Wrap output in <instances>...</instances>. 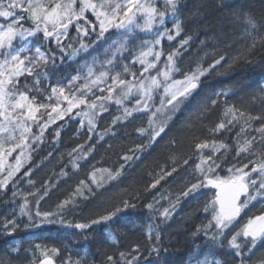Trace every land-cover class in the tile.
Here are the masks:
<instances>
[{
  "label": "trees",
  "instance_id": "1",
  "mask_svg": "<svg viewBox=\"0 0 264 264\" xmlns=\"http://www.w3.org/2000/svg\"><path fill=\"white\" fill-rule=\"evenodd\" d=\"M158 7L163 8V3H158ZM244 13L260 25L258 30H252L257 45L251 52L248 48L253 39L246 34ZM177 18L182 30L172 41L166 37L162 40L160 48L165 54L162 59H166L169 52H178L175 61L181 77L191 73L197 66L208 68V72L201 76L198 88L172 115L165 132L152 143H149L147 136H141L136 131L139 127L147 126L149 114L136 113L128 120L113 125L114 117L121 115V110L114 104H108L107 111L99 113L93 132L88 131L86 122L81 127V117L69 114L63 120L49 124L40 141L33 143L30 139L32 148L28 151L31 159L24 163L14 178V186L10 184L5 192L0 193V225L5 220L15 219L20 226L11 235L5 234L0 227V260L7 264H33V261L39 264L43 259L41 250L35 248L39 244L42 249H59V254L53 257L55 264H63L69 257L72 261L83 258L87 264H104L109 255L119 261L121 252L129 253L136 246L140 248L139 264H200L205 260L208 264L216 260L221 261V264H238L234 251L228 247V240L240 224L226 230L225 236L218 242L209 241L208 238L214 233L211 231L213 228L208 229L207 235L204 231L197 233V229L211 219V215L203 211V206L214 192L201 189L188 197L181 193L190 182H195L194 166L199 162L194 148L196 143L216 139L232 145L233 150L228 153L225 167L246 162L244 156L234 158V144L241 124L215 134L210 130L224 119L226 106L234 105L253 116L264 117V46L259 43L261 35H264V0H182ZM29 23L25 22V26L28 27ZM169 25L166 19L165 27ZM117 32L113 30L98 39L104 41L102 46L108 52V59H113L116 44H109L107 40ZM183 40H188V43L181 46ZM83 42L89 45L90 41ZM35 43L42 46L43 50L51 49L57 57L55 67L50 66L48 69L47 79L41 78L37 86L41 89L40 93H31L37 95L38 100L48 103L44 96L50 94L53 86L63 84L76 73L83 72L82 68L87 64L83 57L89 58L90 51L71 56L81 43L74 26L70 28L68 37L62 40L65 46L63 53L54 41H44L42 35L35 37ZM69 44L71 47H67ZM131 46L133 41L129 39L127 48ZM221 55L225 56V60L210 68ZM233 58L238 59L233 63ZM113 62L116 66L121 62L117 53ZM125 64L128 65V61ZM46 80L50 85H45ZM213 100L217 101L215 105L212 104ZM77 111L80 109H74L73 113ZM44 112L41 109V113ZM46 120V115L38 114L39 124ZM262 122L253 121L249 133L258 136L254 129L260 127ZM32 128L34 134H40L37 124L33 123ZM58 128L59 137L55 135ZM106 129L111 130L105 135ZM101 135L103 139L99 138ZM79 145L84 146V152L92 149L86 159H77L81 153L73 149H78ZM137 146L143 147L136 150ZM204 151L207 154L209 150ZM125 155H131L133 159L125 161ZM189 157L191 159L185 165L184 160ZM74 163L78 167H74ZM172 168L177 171L162 180L155 189H149V185L160 174ZM97 169H109L112 172L120 170L121 175L111 181L104 177L103 187L97 188L90 180V175ZM25 172L29 174L24 175ZM98 173L107 175L96 172L97 178H100ZM81 181H85L93 193H89L80 184ZM78 187L82 188L83 196L74 195ZM45 190L47 195H44ZM178 197L175 211L165 220L160 212L170 203H175ZM69 198L74 199L75 203L59 210L57 205ZM125 199L135 203L136 209L121 212L111 221L92 225L86 230L68 226L89 223L121 205ZM25 200L33 215V222L38 223L40 220L35 216L37 210L41 213H57L50 217L56 222L26 228L25 225L30 222L27 216L20 215ZM149 203L154 205L152 210L146 207ZM261 204L264 201L253 202L241 214V223L249 216L258 215ZM61 218L64 223L59 222ZM150 226L153 229L152 241L148 239ZM157 231L160 235L158 256L149 254L150 245L156 243L154 236ZM109 232L115 241L107 238ZM14 248L19 251H13ZM245 260L246 264H262L264 241L258 242L252 252L245 256Z\"/></svg>",
  "mask_w": 264,
  "mask_h": 264
},
{
  "label": "snow or ice",
  "instance_id": "2",
  "mask_svg": "<svg viewBox=\"0 0 264 264\" xmlns=\"http://www.w3.org/2000/svg\"><path fill=\"white\" fill-rule=\"evenodd\" d=\"M160 2L161 0H0V193L5 192L10 184L14 186V178L25 161L31 159L28 151L32 148L30 139L33 143L40 141L49 124L63 120L69 114L81 117V127L86 121L88 131L93 132L99 113L107 111L108 104L114 103L119 106L121 115L114 117L113 125L128 120L134 113H149L147 126L137 128V133L147 136L149 143H152L165 132L172 115L198 88L200 77L209 69L197 66L191 73H185L182 80L174 79L173 75L180 72L175 61L178 55L176 51L169 52L163 61V67L159 66L165 54L158 46L165 37L172 41L182 30L181 23L177 19L182 0H162L163 8L157 6ZM89 14L93 19H89ZM168 16L176 20L173 25L175 36L171 29L165 27ZM237 18L239 19V16ZM25 22H30L28 27H25ZM243 22L246 25V34L253 39L248 48L251 52L257 45L252 30H258L260 25L247 13L243 15ZM73 26L78 34L87 37L90 33H96L98 39L103 38L109 30L116 29L121 32L123 42L119 43L115 49L113 59H107L101 66V70L97 71L94 64L85 65L87 74L83 77V84L76 83L82 78L79 74L73 76L67 90L62 86H53L51 93L44 96V100L48 103L42 102L38 100L37 95H31V93L33 91L40 93L41 89L37 86L41 83V78L47 79L48 69L50 66L55 67L57 57L51 49L42 50L41 46H36L34 50L30 48L29 38L42 35L44 41H54L59 51L63 53L65 46L62 44V37L67 38L69 28ZM137 31L150 33L154 38L143 40L139 50L130 53L133 56L131 64L123 65L122 71L114 72L113 68L107 65H113L116 52L127 50L128 36L134 35ZM16 41L21 43L18 44ZM187 43L188 40H183L181 46ZM259 43L264 46V35H261ZM67 47H71V44ZM88 47V44L81 41V49L87 50ZM78 51L79 49H74L71 56H75ZM236 59L238 58H233V63ZM223 60L225 56L221 55L215 60V64L209 67H215ZM248 62L251 63V61ZM136 64L141 67L133 71ZM22 77L25 78L23 83ZM27 77H34L31 86L27 83ZM97 92L100 94L97 95ZM157 94H159L158 107L155 106ZM130 100H134L131 107L126 103ZM216 103V100L212 101L213 105ZM41 109L45 112L41 113ZM74 109H80V111L73 113ZM38 114L47 116L43 124L38 123ZM223 116L224 119L210 131L215 134L221 130H230V126L235 124H241L234 144V158L244 156L246 162H240L239 166L232 164L225 167L228 153L233 150L232 145L216 139L196 143L194 148L199 162L194 166L195 182H190L181 195L188 197L201 189L215 190L213 196L203 206V211L209 213L211 219L206 225L198 228L197 233L204 231L207 235L208 229L215 228L211 236L215 243L225 236L226 230H231L240 224L238 230L228 240V247L234 251L238 264H246L245 256L252 252L258 242L264 241V204H261L258 215L249 216L243 223L240 220L241 214L253 201H264V122L254 129L258 136L251 135L248 131L253 121H264V117L253 116L234 105L226 106ZM33 123L40 128L39 135L34 134ZM110 130L106 129L104 134L106 135ZM55 135L59 137V128L55 131ZM99 138L103 139V135ZM142 147L137 146L136 150H141ZM83 148V145H79L78 149H73L74 152L79 150L81 153L77 159H86L92 151L89 148L87 152H84ZM204 150L209 151L205 154ZM14 153H16L15 156H13ZM249 156L256 158L248 159ZM9 158H12L14 162H11ZM123 159L131 160L133 156L125 155ZM190 159L191 157L185 159L184 164L187 165ZM73 166L78 167V164L74 163ZM122 168L123 165H121ZM176 171V168H172L171 171L163 172L149 185V189H155L162 180ZM96 172L106 173L107 181L115 180L121 175L120 170L112 172L109 169H97ZM96 172L90 175V180L97 188H101L105 178L101 177L97 180ZM28 174V172L24 173V175ZM80 184L89 193H93V189L85 181H81ZM12 195L16 196L15 191ZM44 195H47V190ZM74 195L83 196L82 188L78 187ZM40 198L43 199V196ZM178 202L179 197L175 203H170L169 207L164 208L160 216L165 220L170 218ZM27 203L25 200L20 211V215L27 216L30 222L25 225L26 228L56 222L50 217L57 213H41L39 210L35 212V216L40 220L38 223L33 222V215L27 208ZM74 203V199L69 198L57 205V208L63 210ZM136 207L135 203L125 199L121 205L92 219L89 223L68 226L86 230L92 225L111 221L121 212L135 210ZM146 207L152 210L154 205L149 203ZM59 222L64 223L62 218ZM0 227L5 234L11 235L20 226L15 219H11L5 220ZM107 238L115 241V237L110 232ZM148 239L153 240L151 226ZM154 239L156 243L150 245L149 254L155 253L158 256L160 252L158 231ZM221 246H223L222 243ZM35 248L41 250L43 256L40 264H55L53 257L59 254V249L55 247L42 249L39 244L35 245ZM13 251H19V249L14 248ZM139 253L140 248L136 246L129 253L121 252L119 261L111 255L107 256L104 264H121V262L122 264H139ZM82 261L83 264H87L83 258L72 261L69 257L63 264H82ZM0 264H7V262L0 260ZM200 264H208V261H202ZM212 264H221V261L216 260Z\"/></svg>",
  "mask_w": 264,
  "mask_h": 264
},
{
  "label": "rangeland",
  "instance_id": "3",
  "mask_svg": "<svg viewBox=\"0 0 264 264\" xmlns=\"http://www.w3.org/2000/svg\"><path fill=\"white\" fill-rule=\"evenodd\" d=\"M158 6V5H157ZM89 17L91 18V19H93L91 16H90V14H89ZM166 19L168 20V22L170 23V25L167 27V28H169V29H171L172 30V34L175 36V30H174V28H173V25L176 23V20H174L171 16H168V17H166ZM178 19V18H177ZM25 27H27V26H25ZM71 28V27H70ZM70 28H69V30H70ZM163 29H161V31H162ZM98 31V30H97ZM118 31V30H117ZM79 35V41L81 42V41H87V43L89 42V45L91 44V47H88L87 48V50H84V49H81V48H79V51H78V53H79V55H83L84 53H87V51H90L89 53H88V55H89V58H87V57H83V61L84 62H86L87 61V64L86 65H92V64H94V67L96 68V70L97 71H99V70H101V66L104 64V62L108 59V57H107V51L105 50V48H103V46H102V44H103V42L102 41H99L98 40V38H97V35L96 36H92V34L90 33L89 34V36H87V37H84L82 34H78ZM136 36H137V38H136ZM120 37H121V32L120 31H118L117 33H115L114 35H112V37L111 38H109L108 40H107V42L110 44V43H115L116 44V48L118 47L117 46V44L119 45V43H121V42H123V40H122V38L120 39ZM154 37L152 36V34H145V33H142V32H139V31H137L134 35H129L128 36V41H129V39H131L132 41H133V46H131L130 48H127V50H124V51H122V52H116L117 53V55H118V60L119 61H121L120 63H118L117 65H119V66H116V64H114V62H113V65H107V67H109V68H113V71L115 72V71H122V67H123V65H126L125 64V62H127L128 61V65H130L131 64V61H132V59H133V56L130 54V53H134V52H136V51H138L139 50V47H140V45H141V43H142V41L143 40H152ZM30 39V41H31V43L28 45L30 48H32L33 50H34V48L36 47V46H40L39 44H36L35 43V37H32V38H29ZM64 38L62 37V40H63ZM127 41V42H128ZM16 43H21L20 41H16ZM159 48H160V46H158ZM41 48H42V50L44 49L42 46H41ZM91 49V50H90ZM115 50V49H114ZM31 53H29V55H30ZM124 59V63H122V61H123V59ZM163 59H161V66L163 67ZM159 65V66H160ZM114 66V67H113ZM140 65L139 64H136L135 66H134V68H133V71H136V70H139L140 69ZM82 70H83V72H79V73H76L74 76H76V75H80L82 78L79 80V81H77L76 83H77V85H80V84H83L84 83V80H83V77L87 74V67L86 66H84L83 68H82ZM154 74V73H153ZM130 78V77H129ZM173 78L174 79H183V77H181L180 75H179V72L178 73H175L174 75H173ZM201 78V77H200ZM22 83L24 82V77H22ZM44 79V78H43ZM33 81H34V77H27V83L31 86L32 84H33ZM70 81V80H69ZM69 81H67V82H65V83H63V84H60V85H56V86H62V87H65V89L67 90V87H68V85H69ZM40 85V84H39ZM46 86H48V85H50V82L48 81V80H46V84H45ZM50 93H51V91H50ZM100 93L99 92H97V95H99ZM127 104H128V106L129 107H131L133 104H134V100H130V101H128V102H126ZM109 104H114V103H109ZM114 106H116L117 107V109L119 110V106H117V105H115L114 104ZM155 106H159V94H157V96H156V99H155ZM108 107V106H107ZM134 114H136V113H134ZM143 114H149V113H143ZM86 122V121H85ZM31 123V122H30ZM86 124H87V122H86ZM16 155V153H14L13 154V156H15ZM10 159V161L11 162H14L13 160H11L12 158H9ZM26 162V161H25ZM100 178H97V180H100L101 179V177H106V175L105 174H102V173H98L97 174ZM253 202H255V201H253ZM252 202V203H253ZM211 231H213V232H215V228H213ZM211 236V235H210ZM208 240L209 241H213L212 239H211V237H209L208 238Z\"/></svg>",
  "mask_w": 264,
  "mask_h": 264
},
{
  "label": "flooded vegetation",
  "instance_id": "4",
  "mask_svg": "<svg viewBox=\"0 0 264 264\" xmlns=\"http://www.w3.org/2000/svg\"><path fill=\"white\" fill-rule=\"evenodd\" d=\"M89 19H91L90 17H89ZM92 34V36H96V33H91Z\"/></svg>",
  "mask_w": 264,
  "mask_h": 264
},
{
  "label": "water",
  "instance_id": "5",
  "mask_svg": "<svg viewBox=\"0 0 264 264\" xmlns=\"http://www.w3.org/2000/svg\"><path fill=\"white\" fill-rule=\"evenodd\" d=\"M162 1V0H161ZM212 190H214V189H212ZM215 191V190H214Z\"/></svg>",
  "mask_w": 264,
  "mask_h": 264
}]
</instances>
